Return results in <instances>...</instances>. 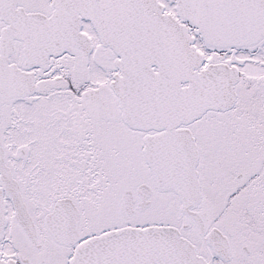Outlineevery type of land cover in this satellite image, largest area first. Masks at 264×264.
I'll use <instances>...</instances> for the list:
<instances>
[{
	"label": "snow or ice",
	"instance_id": "1",
	"mask_svg": "<svg viewBox=\"0 0 264 264\" xmlns=\"http://www.w3.org/2000/svg\"><path fill=\"white\" fill-rule=\"evenodd\" d=\"M0 264H264V0H0Z\"/></svg>",
	"mask_w": 264,
	"mask_h": 264
}]
</instances>
